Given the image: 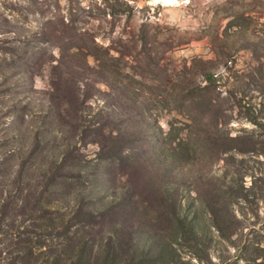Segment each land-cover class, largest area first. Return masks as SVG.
<instances>
[{"label": "rangeland", "instance_id": "obj_1", "mask_svg": "<svg viewBox=\"0 0 264 264\" xmlns=\"http://www.w3.org/2000/svg\"><path fill=\"white\" fill-rule=\"evenodd\" d=\"M87 250L264 264V0H0V264Z\"/></svg>", "mask_w": 264, "mask_h": 264}, {"label": "trees", "instance_id": "obj_2", "mask_svg": "<svg viewBox=\"0 0 264 264\" xmlns=\"http://www.w3.org/2000/svg\"><path fill=\"white\" fill-rule=\"evenodd\" d=\"M22 233V232H20ZM16 238V236H15ZM17 239V238H16ZM16 244H17V248L16 250H20L22 256L24 257V255H29V254H33L36 251V248H40L41 246H43L41 243L39 242H35V243H30V241L28 239H17L16 240ZM20 244V245H18ZM84 250V249H83ZM91 250V249H90ZM92 251H86V252H81L77 259L75 261H73L71 264H88V262L91 260L92 258ZM27 260H21V257L18 255V257H16L14 260H12L11 262H9L8 264H26ZM33 262V261H32ZM31 261L29 260L27 262V264H30ZM50 264H56V259L54 257L53 260L50 261Z\"/></svg>", "mask_w": 264, "mask_h": 264}]
</instances>
